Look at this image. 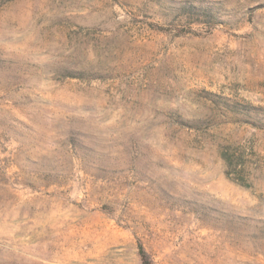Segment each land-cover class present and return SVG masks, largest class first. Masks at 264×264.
<instances>
[{"label":"rangeland","instance_id":"374dc122","mask_svg":"<svg viewBox=\"0 0 264 264\" xmlns=\"http://www.w3.org/2000/svg\"><path fill=\"white\" fill-rule=\"evenodd\" d=\"M264 264V0H0V264Z\"/></svg>","mask_w":264,"mask_h":264},{"label":"trees","instance_id":"16d2710c","mask_svg":"<svg viewBox=\"0 0 264 264\" xmlns=\"http://www.w3.org/2000/svg\"><path fill=\"white\" fill-rule=\"evenodd\" d=\"M138 254L140 256L141 264H156L153 256L147 251L141 239H138Z\"/></svg>","mask_w":264,"mask_h":264}]
</instances>
